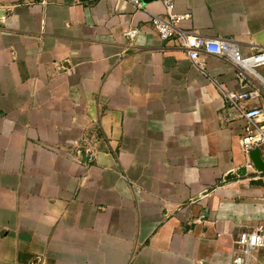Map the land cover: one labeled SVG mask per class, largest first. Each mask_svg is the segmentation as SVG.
<instances>
[{
    "label": "crops",
    "instance_id": "crops-1",
    "mask_svg": "<svg viewBox=\"0 0 264 264\" xmlns=\"http://www.w3.org/2000/svg\"><path fill=\"white\" fill-rule=\"evenodd\" d=\"M175 12L243 55L264 47V0ZM150 13L163 2L0 0V264H230L264 223V172L224 99L233 67L202 51L195 68Z\"/></svg>",
    "mask_w": 264,
    "mask_h": 264
},
{
    "label": "built area",
    "instance_id": "built-area-1",
    "mask_svg": "<svg viewBox=\"0 0 264 264\" xmlns=\"http://www.w3.org/2000/svg\"><path fill=\"white\" fill-rule=\"evenodd\" d=\"M136 9L145 10L146 0H127ZM166 8L164 15L151 14L154 31L161 40L177 39L191 59L193 65L201 68L200 54L202 51L216 55L229 63L237 79L241 83L239 90H225L224 99L227 105L238 110L244 119L245 125L240 138L241 146L245 153L259 148L264 151V104L244 108L242 103L249 99L261 96L264 87V77L259 68L264 66V47H255L251 54L243 55L239 43L231 38L203 37L200 34L183 29L180 25L183 15L175 12L177 0H161ZM187 16V15H186ZM137 29L130 30L127 34L134 37ZM264 204V197H261ZM264 249V223L258 224L246 232H240L235 239V252L230 264H252L250 258L255 251ZM36 259L32 264H39ZM264 264V263H263Z\"/></svg>",
    "mask_w": 264,
    "mask_h": 264
},
{
    "label": "water",
    "instance_id": "water-1",
    "mask_svg": "<svg viewBox=\"0 0 264 264\" xmlns=\"http://www.w3.org/2000/svg\"><path fill=\"white\" fill-rule=\"evenodd\" d=\"M149 0H146V2ZM82 156L83 158L88 157V154L85 150L82 151ZM249 157L253 163V165L259 170L264 172V157L262 155V152L259 148H255L253 149L250 153H249ZM246 173V167H241V169H239L236 173H231L230 175H228L227 178H233L236 175H240L243 176Z\"/></svg>",
    "mask_w": 264,
    "mask_h": 264
}]
</instances>
